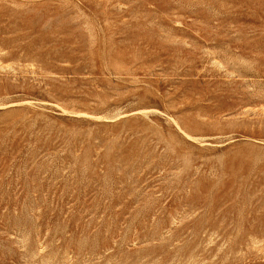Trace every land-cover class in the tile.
<instances>
[{"label": "rangeland", "instance_id": "374dc122", "mask_svg": "<svg viewBox=\"0 0 264 264\" xmlns=\"http://www.w3.org/2000/svg\"><path fill=\"white\" fill-rule=\"evenodd\" d=\"M0 264H264V0H0Z\"/></svg>", "mask_w": 264, "mask_h": 264}]
</instances>
